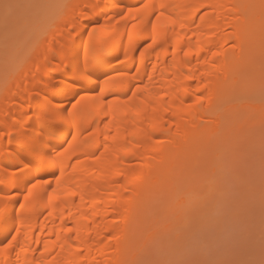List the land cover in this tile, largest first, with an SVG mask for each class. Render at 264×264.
I'll list each match as a JSON object with an SVG mask.
<instances>
[{
    "label": "bare ground",
    "instance_id": "6f19581e",
    "mask_svg": "<svg viewBox=\"0 0 264 264\" xmlns=\"http://www.w3.org/2000/svg\"><path fill=\"white\" fill-rule=\"evenodd\" d=\"M73 4L56 25L75 34L57 30L0 101V242L16 235L0 264H128L150 191L203 154L264 43L262 0ZM40 137L60 145L55 166L30 163Z\"/></svg>",
    "mask_w": 264,
    "mask_h": 264
},
{
    "label": "rangeland",
    "instance_id": "374dc122",
    "mask_svg": "<svg viewBox=\"0 0 264 264\" xmlns=\"http://www.w3.org/2000/svg\"><path fill=\"white\" fill-rule=\"evenodd\" d=\"M74 1L0 0V101L4 104L15 89L14 79L21 72H36V64L47 55L43 46L57 30L75 34L65 23L56 25L73 9ZM5 2L11 7L5 8ZM263 47L264 43L249 68L254 73L247 72L246 84L243 80L244 90L237 87L245 100L232 94L234 100L223 104L229 107L217 106L220 125L214 138L204 143L203 154L191 157L187 166L181 163L185 167L173 170L168 182L150 191L148 204L139 209L141 218L133 224L125 256L128 264H264ZM49 64V72L57 69ZM57 86L62 88L63 83ZM154 140L153 144L159 141ZM178 197L188 203L181 205Z\"/></svg>",
    "mask_w": 264,
    "mask_h": 264
},
{
    "label": "snow or ice",
    "instance_id": "6c2138e0",
    "mask_svg": "<svg viewBox=\"0 0 264 264\" xmlns=\"http://www.w3.org/2000/svg\"><path fill=\"white\" fill-rule=\"evenodd\" d=\"M4 7L8 8L11 7L7 2L4 3ZM143 8H148L149 3H144L142 5ZM262 7H264V0H262ZM131 12L132 9H129ZM157 22L160 20V16L156 17ZM155 28V24L153 25ZM187 55V53H185ZM47 131L51 136H59L62 132L60 128H58L56 125H49ZM7 135H12L11 133H8ZM73 140H75V137H73ZM23 146L32 154L33 159L30 161V163L35 164L37 166H55L58 162V157L63 155V152H57L55 149L57 147H60V145H57L55 143V140L49 139V140H44L43 137H40L39 142L36 141H25ZM69 147L71 145L69 144ZM63 151H67V149H64ZM35 185H33L34 187ZM31 193V189H29V194ZM28 197L26 196L25 199ZM23 207V205H21ZM2 210V209H0ZM18 231V230H17ZM11 236V239H6L5 242H0V254L6 253L9 249H12L13 247V242L16 241V235H12L9 233Z\"/></svg>",
    "mask_w": 264,
    "mask_h": 264
}]
</instances>
